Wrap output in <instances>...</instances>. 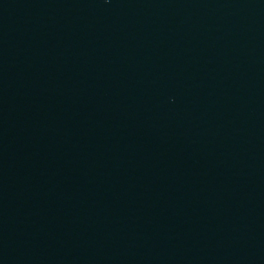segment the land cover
<instances>
[{"label": "water", "instance_id": "obj_1", "mask_svg": "<svg viewBox=\"0 0 264 264\" xmlns=\"http://www.w3.org/2000/svg\"><path fill=\"white\" fill-rule=\"evenodd\" d=\"M0 264H264V0H0Z\"/></svg>", "mask_w": 264, "mask_h": 264}]
</instances>
